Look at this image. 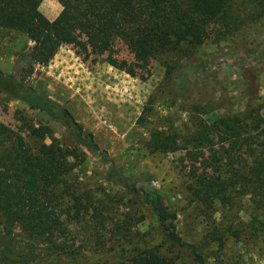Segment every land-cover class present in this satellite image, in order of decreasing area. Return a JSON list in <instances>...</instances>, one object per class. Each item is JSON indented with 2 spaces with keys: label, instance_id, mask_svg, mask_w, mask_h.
I'll return each instance as SVG.
<instances>
[{
  "label": "trees",
  "instance_id": "obj_1",
  "mask_svg": "<svg viewBox=\"0 0 264 264\" xmlns=\"http://www.w3.org/2000/svg\"><path fill=\"white\" fill-rule=\"evenodd\" d=\"M41 1L0 0V32L24 36L31 43L25 56L38 66H45L71 38L95 50L117 38L140 60L188 59L204 42L224 40L264 16V0H54L60 11L49 20L38 10ZM161 63L171 74L173 65ZM242 63L264 66V47L241 56H205L188 69L205 73L221 64ZM0 77L7 80L0 92L62 125L79 147L104 165L108 180L119 176L112 160L66 107L2 73ZM145 110L136 120L147 130L144 145L150 152L181 154L191 198L210 222L209 240L221 243L225 234L237 239L262 231L264 117L257 109L221 115L197 108L200 116L183 132L149 126ZM18 121L26 134L0 123V264H72L79 252L67 236L66 218L82 226L83 214L92 207L91 196L72 176L84 158L58 144L48 126H32L22 114ZM115 184L149 210L163 234L160 246L166 244L175 253L169 258L154 247H143L131 256L133 264H182V257L186 264H206L193 245L181 240L176 214L161 196L126 177ZM244 199L251 208L247 222L229 220L220 228L211 224L207 212L217 205L231 210Z\"/></svg>",
  "mask_w": 264,
  "mask_h": 264
},
{
  "label": "rangeland",
  "instance_id": "obj_2",
  "mask_svg": "<svg viewBox=\"0 0 264 264\" xmlns=\"http://www.w3.org/2000/svg\"><path fill=\"white\" fill-rule=\"evenodd\" d=\"M38 10L52 20L60 6L54 0H43ZM29 46L22 35L0 32V73L66 107L92 134L119 175L109 181L104 165L79 147L62 125L0 92V123L24 135L26 130L18 121L22 114L32 126H48L51 137L61 146L82 153L84 159L72 176L82 192L91 196L94 208L82 215V226L66 218L67 236L79 252L72 264H133L131 256L143 247L174 257L166 244L160 246L163 234L149 210L136 196L116 186L121 177L153 190L168 203L176 214L181 240L193 245L206 264H264V220L262 231L250 237L234 239L225 234L221 243L209 240L210 222L191 198L181 154L148 151L144 145L147 130L136 123L143 108H147L143 117L148 125L178 132L193 128L197 108L225 115L252 107L264 117V66L221 64L195 74L188 69L192 61L205 56H241L260 50L264 47V16L224 40L204 42L188 59L140 60L117 38L102 50L71 38L45 66H38L25 56ZM162 61L173 65L171 74L165 73ZM6 81L0 77V87ZM248 203L244 199L231 210L217 205L207 212L211 224L220 228L229 220L247 222L251 212ZM181 259L186 264L184 257Z\"/></svg>",
  "mask_w": 264,
  "mask_h": 264
}]
</instances>
